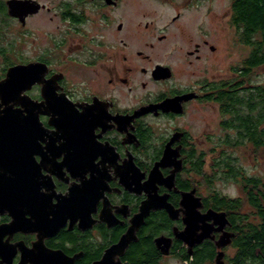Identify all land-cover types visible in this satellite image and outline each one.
Returning <instances> with one entry per match:
<instances>
[{
	"label": "flooded vegetation",
	"instance_id": "obj_1",
	"mask_svg": "<svg viewBox=\"0 0 264 264\" xmlns=\"http://www.w3.org/2000/svg\"><path fill=\"white\" fill-rule=\"evenodd\" d=\"M37 1L46 8L27 16L25 23L7 13L27 28L32 18L50 9ZM77 1L81 12H63V17L79 31L90 20L86 5L93 6L103 22L109 18L108 9L124 7L123 0ZM125 27L122 21L119 30ZM159 38L166 41L168 35ZM209 41L187 51L189 65L217 51ZM90 43L80 46L91 55L78 63L95 68L94 89L69 86L67 70L54 67V56H46L42 48L40 55L27 58L21 46L23 61L0 72L6 69L4 79L18 64L48 67L43 81L26 90L23 104L14 107L23 120L5 130L0 124V264H60V258L51 259L52 252H64L75 264H228L233 257L229 250H236V233L228 212L214 206L213 188L197 173L196 167L209 156L183 120L198 101L221 109V88L235 86L237 79L186 81L172 62L158 61L141 67L144 77L117 75L108 84L105 79L95 84L96 77H106L97 75L106 56ZM96 45L104 42L96 40ZM13 53L0 48L2 64ZM139 55L151 60L142 51ZM159 68L164 69L159 73ZM134 69L131 65L125 71ZM240 72L245 77L243 69ZM52 78V96L47 99L44 86ZM117 85L127 88L128 99L139 98L138 104L122 105L123 97L112 93ZM170 100H180L184 111L158 107L136 116L149 105ZM61 108L68 115L59 113ZM212 152L215 155L217 148ZM166 155L169 164L158 166ZM216 212L227 213L226 226ZM229 238L231 242L221 247ZM222 252L223 260L218 261Z\"/></svg>",
	"mask_w": 264,
	"mask_h": 264
},
{
	"label": "rangeland",
	"instance_id": "obj_2",
	"mask_svg": "<svg viewBox=\"0 0 264 264\" xmlns=\"http://www.w3.org/2000/svg\"><path fill=\"white\" fill-rule=\"evenodd\" d=\"M7 1L0 0V48L11 53L18 50V54H7L3 59L4 66L0 55V72L3 67L8 68L15 61H23L21 46L27 58L40 55L42 48L46 56H54V67L67 70L69 86L77 87L81 91L88 86L94 89L92 75L96 74L95 68L78 63L91 55L80 46L89 45L92 41L90 47L94 50L101 49L106 56V61L102 60L97 67L101 70L97 75L105 74L106 77H96L98 82L95 84L103 79L108 84L109 78L116 80L117 75L144 77L142 66L164 61L175 65L182 80L193 81L204 77L209 80L236 78L238 82L245 81L243 88L248 89L249 94L254 87L264 88V67L255 69L246 78L239 76L240 69H243L245 62L251 57L253 48L240 41L237 29L231 23L234 0H123V10H107L109 18L105 20L106 24L100 20V15L93 6L86 5L90 20L80 31L71 23L70 18L63 17V12H81L77 0H41L50 9L43 10L32 18L27 28H23L19 21H14L9 16ZM179 13L180 19L175 21L174 18ZM125 14L133 17L129 20ZM122 21L126 22V27L119 30ZM163 34L168 35L166 41L159 38ZM96 40H102L104 45L98 47ZM205 40H210L217 47V51H210L202 61L193 66L189 65L187 51ZM139 51L151 55V60L141 58L143 56L139 55ZM131 65L135 69L127 73L125 68ZM5 72L6 69L0 79ZM235 74L236 77H233ZM113 87L112 93L123 97L122 105L138 104L139 98L134 100L125 96L128 94L126 87ZM139 92L144 93L145 90ZM240 94L245 95L246 91ZM190 106L189 114L183 121L190 125L197 141L203 144L200 148L209 156L203 168L206 173H210L211 165L216 161L230 158L234 159L236 167L249 175L264 178V152L255 151L249 143L239 148L225 143L229 135L236 142L238 135L236 131L224 126V122L231 117L222 112V107L220 109L216 103L202 101ZM214 148H217V152L212 155ZM214 158L216 159L213 160ZM200 179L204 185H208L203 177ZM213 181L212 188L222 194L234 198L242 195L241 186L233 178H224V173L218 174ZM203 192L208 193V189L205 187ZM229 253L234 255V249H230Z\"/></svg>",
	"mask_w": 264,
	"mask_h": 264
},
{
	"label": "trees",
	"instance_id": "obj_3",
	"mask_svg": "<svg viewBox=\"0 0 264 264\" xmlns=\"http://www.w3.org/2000/svg\"><path fill=\"white\" fill-rule=\"evenodd\" d=\"M232 3L231 23L240 41L253 48L243 67V75L251 76L255 69L264 67V0H234ZM244 83L237 81L233 87L223 86L218 97L223 113L231 117L224 126L238 135L236 142L229 135L225 143L238 148L249 143L255 151L264 152V88L254 87L249 94L248 89L243 88ZM243 91L245 95L240 94ZM233 161L230 158L216 161L210 173L203 169L206 162H201L196 170L211 188L213 180L221 173L241 186L242 195L236 198L216 189L211 191L214 206L228 212L236 233L233 243L236 253L228 264H264V178L249 175Z\"/></svg>",
	"mask_w": 264,
	"mask_h": 264
},
{
	"label": "water",
	"instance_id": "obj_4",
	"mask_svg": "<svg viewBox=\"0 0 264 264\" xmlns=\"http://www.w3.org/2000/svg\"><path fill=\"white\" fill-rule=\"evenodd\" d=\"M109 1V0H108ZM8 6V13L12 17L19 18L22 22H26L27 16L30 14L38 13L41 11L42 8H46V6H42L41 2L39 3L37 0H8L7 1ZM164 68H159V73ZM48 70V67L45 63H35V64H29V65H23L18 64L15 66H12L9 68L7 72V77H5L3 80L0 81V124H5L2 129H7L6 127L9 126L11 123H17L21 122L23 120L21 116V110H15V105H21L23 104V93L31 89V86L34 84L43 81L45 77H43V74H45ZM157 70V71H158ZM56 77H54L55 79ZM62 78V77H57ZM53 78L48 80V84L45 87V96L47 99H50L52 96L51 91L53 88L49 87V82H52ZM56 89V88H55ZM186 98H190V96H186ZM30 99V97H29ZM61 106H64L63 103H61ZM163 108L165 110H173L178 113H182L184 111L183 106L180 102V100H170L165 101L161 104H152L147 106L146 108H143L140 110L136 116L145 114L146 112H151L157 108ZM179 107V108H178ZM62 115L67 114L65 108H61L60 111H58ZM70 123L72 120L69 118L67 119ZM29 121H32V118H29ZM7 125V126H6ZM167 154V153H166ZM166 157H163L161 162L158 163V166H165L169 164V162L166 161ZM168 159V158H167ZM217 215H220L221 223L223 226H226L227 223H229V220L227 217L226 212L221 213H215ZM223 229V228H222ZM229 233H227L228 235ZM228 236H232V234H229ZM231 242V239L229 238L226 242L220 243L221 247L226 246L227 243ZM114 252H111L112 254ZM223 253L220 255L219 259L223 260ZM52 258H60V264H75L74 260H70L68 256L64 254V252H55L51 253ZM106 260H103L102 263H106ZM218 264H222L221 262H218Z\"/></svg>",
	"mask_w": 264,
	"mask_h": 264
},
{
	"label": "snow or ice",
	"instance_id": "obj_5",
	"mask_svg": "<svg viewBox=\"0 0 264 264\" xmlns=\"http://www.w3.org/2000/svg\"><path fill=\"white\" fill-rule=\"evenodd\" d=\"M35 158H36V154H34V156H33V159L35 160Z\"/></svg>",
	"mask_w": 264,
	"mask_h": 264
}]
</instances>
